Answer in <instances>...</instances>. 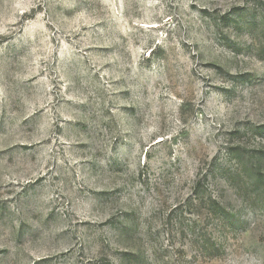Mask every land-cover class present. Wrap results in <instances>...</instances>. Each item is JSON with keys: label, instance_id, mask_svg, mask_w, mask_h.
Masks as SVG:
<instances>
[{"label": "rangeland", "instance_id": "rangeland-1", "mask_svg": "<svg viewBox=\"0 0 264 264\" xmlns=\"http://www.w3.org/2000/svg\"><path fill=\"white\" fill-rule=\"evenodd\" d=\"M0 264H264V0H0Z\"/></svg>", "mask_w": 264, "mask_h": 264}]
</instances>
